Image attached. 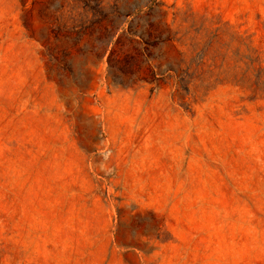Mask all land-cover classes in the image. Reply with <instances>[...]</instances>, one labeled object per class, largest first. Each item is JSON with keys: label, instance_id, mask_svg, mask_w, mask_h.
<instances>
[{"label": "rangeland", "instance_id": "rangeland-1", "mask_svg": "<svg viewBox=\"0 0 264 264\" xmlns=\"http://www.w3.org/2000/svg\"><path fill=\"white\" fill-rule=\"evenodd\" d=\"M0 264H264V0H0Z\"/></svg>", "mask_w": 264, "mask_h": 264}]
</instances>
